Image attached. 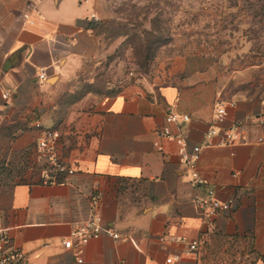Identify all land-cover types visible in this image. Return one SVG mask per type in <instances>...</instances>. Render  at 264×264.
I'll list each match as a JSON object with an SVG mask.
<instances>
[{"label":"crops","instance_id":"obj_1","mask_svg":"<svg viewBox=\"0 0 264 264\" xmlns=\"http://www.w3.org/2000/svg\"><path fill=\"white\" fill-rule=\"evenodd\" d=\"M33 1L34 23L23 25L28 0H0V153L10 146L25 156L38 122L60 132V152L74 172L49 184L26 176L0 182L1 224L26 264H212L232 257L238 244L241 264H264V143L257 142L264 104L222 96L206 60L179 56L162 79L63 107L66 82L95 50L91 15L105 17L109 0ZM217 101L234 102L220 124ZM171 109L190 116L169 124L186 134L187 150L203 143L211 126L239 124L242 139L217 145V134L201 148L196 172L204 183L179 161L177 142L156 133ZM209 188L221 201L234 199L229 210L201 215L193 198ZM92 214L119 236L101 232L76 256L61 242ZM193 239L199 244L191 251Z\"/></svg>","mask_w":264,"mask_h":264},{"label":"rangeland","instance_id":"obj_2","mask_svg":"<svg viewBox=\"0 0 264 264\" xmlns=\"http://www.w3.org/2000/svg\"><path fill=\"white\" fill-rule=\"evenodd\" d=\"M105 13L97 19L94 52L81 58L66 82L63 107L87 95L112 96L126 84L162 79L179 56L206 60L222 96L264 104V0H109ZM15 136L12 130L10 141ZM34 144L25 156L4 148L0 182L33 178ZM239 245L232 257L212 258V264L215 259L241 264Z\"/></svg>","mask_w":264,"mask_h":264},{"label":"built area","instance_id":"obj_3","mask_svg":"<svg viewBox=\"0 0 264 264\" xmlns=\"http://www.w3.org/2000/svg\"><path fill=\"white\" fill-rule=\"evenodd\" d=\"M36 10V5L33 0H28L24 10L21 12L20 17L23 25H32L34 19L32 13ZM92 18L97 20L98 18L91 15ZM45 72L42 69L39 78L43 79ZM3 99L10 97L8 90H3L1 93ZM233 101H217L213 108V119L216 124H220L224 121L228 105H233ZM190 116L182 114L177 110H168L165 122L166 124L159 127L156 133L159 137H167L175 140L179 145V161L186 166L189 171L191 179L196 183H204L197 172L196 163L199 159L200 150L203 146H211L213 143L210 141L211 137L220 134L217 145H228L242 139V135L238 130L239 124H235L232 127L219 130L215 126H211L207 133L203 143L195 144L190 150L186 148V134L184 132H172L169 128V124L172 123H184L189 121ZM258 123L262 129V134L257 138V142L264 143V115L259 117ZM37 130L35 139L33 158L29 164L30 176L42 183H56L59 182V178H63L66 175L74 172L73 168L64 159L60 152V132L53 128L43 127L40 123L35 122L33 124ZM156 146H159L158 142H155ZM61 181V180H60ZM193 202L199 209L200 213L204 217H210L218 212L227 211L230 209L234 202V199H228L221 201L216 198L214 190L209 188L205 195H196L193 198ZM108 232L114 238H117L119 234L110 232L101 224L100 216L97 214L90 215L89 218L83 221L75 222L74 227L71 230V236L62 240V246L65 249H73L76 256H80L82 246L90 239L97 237L101 232ZM198 240L193 239L190 241L189 248L191 251L198 247ZM81 259L78 258V261ZM27 256L25 252L18 247L14 246L11 241L8 232L2 226L0 220V264H26Z\"/></svg>","mask_w":264,"mask_h":264},{"label":"trees","instance_id":"obj_4","mask_svg":"<svg viewBox=\"0 0 264 264\" xmlns=\"http://www.w3.org/2000/svg\"><path fill=\"white\" fill-rule=\"evenodd\" d=\"M97 26V25H96ZM96 26H95V28H96ZM61 180V178H59V181Z\"/></svg>","mask_w":264,"mask_h":264}]
</instances>
